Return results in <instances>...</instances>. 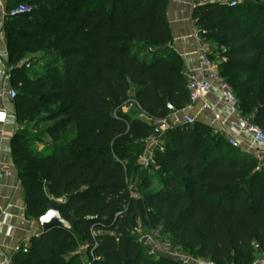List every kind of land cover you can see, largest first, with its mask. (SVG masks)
Instances as JSON below:
<instances>
[{
	"label": "trees",
	"instance_id": "16d2710c",
	"mask_svg": "<svg viewBox=\"0 0 264 264\" xmlns=\"http://www.w3.org/2000/svg\"><path fill=\"white\" fill-rule=\"evenodd\" d=\"M19 1L7 0L5 9ZM32 3L2 25L13 105L16 111L27 102L55 105L51 118L73 137L38 154L15 131L11 153L25 215L38 219L61 199L60 214L71 229L32 236L11 264H83L71 255L81 240L88 247L83 256L93 251L92 264H186L146 253L133 232L138 219L194 258L250 264L263 257L264 160L195 121L168 126L153 139L160 146L151 148L148 167L138 163L153 146L148 138L155 127L137 111H122L125 101L133 97L158 121L189 104L185 68L171 47L168 0ZM191 16L241 117L264 132V0L236 7L207 2ZM37 42L42 54L24 60ZM130 184L138 198L130 197Z\"/></svg>",
	"mask_w": 264,
	"mask_h": 264
},
{
	"label": "crops",
	"instance_id": "0c3cea01",
	"mask_svg": "<svg viewBox=\"0 0 264 264\" xmlns=\"http://www.w3.org/2000/svg\"><path fill=\"white\" fill-rule=\"evenodd\" d=\"M6 2L7 0H0V12L6 8ZM195 5H199L195 0H168L166 15L172 37L171 47L182 60L185 74L201 78L203 70L195 54L199 47L194 37L198 34V29L191 16ZM3 20L0 16V56L5 61L7 53L2 32ZM205 100L210 108H203V102L197 101L175 114H169L162 122L167 126H176L184 123L185 115H190L195 121L213 128L226 137L224 131L236 127L237 117L227 109L214 82H211V91ZM160 130L165 129L160 128ZM15 131L16 121L13 115L4 123H0V164L9 168L11 172L9 176L0 174V204L3 209V213H0V264L5 257L12 259L21 244L28 246L29 239L41 232L38 219L25 215L23 190L11 153L10 140ZM251 140L250 134L241 133L238 148L249 154H255V157L257 154V158L264 160L263 152L259 150L253 152L247 148ZM154 142L157 143L153 140L149 145H153Z\"/></svg>",
	"mask_w": 264,
	"mask_h": 264
},
{
	"label": "built area",
	"instance_id": "2783aa9c",
	"mask_svg": "<svg viewBox=\"0 0 264 264\" xmlns=\"http://www.w3.org/2000/svg\"><path fill=\"white\" fill-rule=\"evenodd\" d=\"M199 5L207 2L217 3L223 6L228 7H236L245 3L248 0H195ZM30 8L24 5H18L10 10L3 9L0 12V16L4 19L7 16H14L21 13L29 12ZM196 41L199 44L198 49L195 51V54L198 57L199 62L201 63L203 76L201 78H195L192 76L187 77L186 88L188 91L189 104L191 106L197 101L203 102V108H210L209 104L205 100L206 96L211 91V82H214L217 87L219 94L225 103L227 109L230 113L236 115L237 117V125L236 127H231L228 130H225L224 133L226 135V139L228 144L234 147H238V139L241 133H247L252 136V140L248 143L247 148L251 149L253 152L255 150H259L264 153V132L255 124L251 123L248 118L241 117L239 102L233 92L232 87L221 77L218 72L217 65L215 62L211 61L207 54V47L203 42V39L199 34L194 36ZM20 64H25L24 61H21ZM28 68V64H25ZM10 67L6 65L4 59L0 56V123H4L7 118L13 115L12 105L13 101L16 97V91L10 85ZM167 109L172 111L173 107L171 104H167ZM121 110L124 112L127 111H137L139 116L149 122L152 123L155 128L166 129L168 126L165 125L164 122L158 120H152L147 117L141 110L140 106L136 102L133 97H129L125 103L121 106ZM178 111L173 112L172 114L177 113ZM183 122L187 124H193L195 122V118L190 115H185L183 117ZM153 144H157L154 142ZM255 156V154H254ZM258 157V155L256 154ZM152 157V151L150 147H147L144 152L138 158V163L142 167H148ZM259 159V158H258ZM0 174L9 176L11 174L9 168L0 164ZM130 197L138 198V194L135 191L134 184H130L128 186ZM0 213H3V209L0 204ZM138 228H134L133 232H136ZM92 235L94 232H91ZM33 236H38V233ZM79 250H83V253L88 250L86 245L80 246ZM154 254V253H150ZM168 256H172L175 258L174 254H165ZM93 259V251L92 249L88 252L87 259L83 262V264H92ZM1 264H11L10 258H3ZM186 264H215L214 262L202 259V258H194L186 260ZM250 264H264V256L256 258Z\"/></svg>",
	"mask_w": 264,
	"mask_h": 264
},
{
	"label": "rangeland",
	"instance_id": "374dc122",
	"mask_svg": "<svg viewBox=\"0 0 264 264\" xmlns=\"http://www.w3.org/2000/svg\"><path fill=\"white\" fill-rule=\"evenodd\" d=\"M17 4H23L27 7H33L32 0H22ZM40 42L33 44L32 51L27 53V56L24 58V60L38 57L42 54L41 49H38V45ZM17 87L19 88L20 86L18 85ZM55 107V105L45 104L43 106H40L39 104L30 102L24 103L20 106V108L19 106H17V111L20 109V117L19 121L15 119L16 131H19L22 134L24 144L27 146V148L31 149L33 153L44 154L54 147L69 142L73 137V134L69 133V131L62 132L57 128L56 122L58 121V119L54 117L51 118L52 111L55 109ZM12 110L13 116L15 118V114L17 113L15 105H12ZM70 128L71 126L68 125L67 129L69 130ZM53 134L57 135L58 138H53ZM158 146L160 145L153 144V146L150 148ZM149 173L151 175V182H156L157 175L155 174V172L149 171ZM57 201L61 202L62 200L59 199ZM137 222L138 230L135 232V234L140 239L145 237L146 242L144 244L146 253L150 254L152 252L155 255L157 253H172L174 254L176 259H180L184 263H186V260H188V258L194 259V257L182 252L179 246L173 244L171 239L166 234H164L160 230V228L149 229L148 225L141 219H138ZM96 233L97 231H95L93 235H95ZM85 244L86 242H84L83 240H81L79 243L80 246H84ZM71 255H77L81 262H84L87 259L86 256H83V250H79V248L71 252Z\"/></svg>",
	"mask_w": 264,
	"mask_h": 264
},
{
	"label": "water",
	"instance_id": "95a60500",
	"mask_svg": "<svg viewBox=\"0 0 264 264\" xmlns=\"http://www.w3.org/2000/svg\"><path fill=\"white\" fill-rule=\"evenodd\" d=\"M162 131L159 128H155L153 133L149 136V140L160 136ZM47 217V219H45ZM38 222L41 228V232L47 231L52 228L71 229V224L62 218L60 214V203L56 200H52L46 210V212L38 218ZM142 243L146 242L145 237L140 239Z\"/></svg>",
	"mask_w": 264,
	"mask_h": 264
},
{
	"label": "snow or ice",
	"instance_id": "6c2138e0",
	"mask_svg": "<svg viewBox=\"0 0 264 264\" xmlns=\"http://www.w3.org/2000/svg\"><path fill=\"white\" fill-rule=\"evenodd\" d=\"M45 219H47V217H45Z\"/></svg>",
	"mask_w": 264,
	"mask_h": 264
}]
</instances>
